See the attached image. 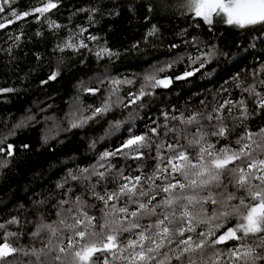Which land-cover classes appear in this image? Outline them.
<instances>
[{
  "label": "snow or ice",
  "instance_id": "obj_1",
  "mask_svg": "<svg viewBox=\"0 0 264 264\" xmlns=\"http://www.w3.org/2000/svg\"><path fill=\"white\" fill-rule=\"evenodd\" d=\"M0 30V76L68 97L0 118V264H264V0H0ZM77 133L84 153L11 190Z\"/></svg>",
  "mask_w": 264,
  "mask_h": 264
},
{
  "label": "trees",
  "instance_id": "obj_2",
  "mask_svg": "<svg viewBox=\"0 0 264 264\" xmlns=\"http://www.w3.org/2000/svg\"><path fill=\"white\" fill-rule=\"evenodd\" d=\"M30 2H33V0H18V3L21 5V10H23V7ZM175 26V24L172 25V27ZM16 27H25L29 33L31 32V27L27 25L18 23L17 25L13 26V30ZM32 27H34V25ZM225 35L229 40L233 39L229 33L225 32ZM5 39L6 33L0 30V45L3 44ZM121 39L123 38L121 37ZM164 58L165 52L163 50H158L154 53H150L146 59L149 62H152L153 60ZM125 65L128 72H140L143 68L147 67V64L143 61H137L133 58L126 60ZM212 67H216V65H213ZM123 70L124 68L121 69V71ZM222 77H226V73L223 69L219 71L218 75L214 77L211 83L208 80L201 79L199 74L196 77L190 78L191 83L177 82L174 86V91L169 93L165 99L171 100L173 103L183 104L184 101L189 99L191 95L198 93L205 88H213ZM38 84V80H32L26 84H21L20 81L14 76H0V87L13 86L21 88L19 97L10 96L8 103H0V118L7 117L9 113H12L13 119H15L21 115L25 108L31 107L33 110H35V103L45 100H47L48 103H52L54 107L57 105L61 106L62 108L65 107L64 101L68 98L65 94L67 82L52 84L47 88H39ZM48 97H52V99H48ZM61 97L63 99H61ZM88 102L91 103L92 101L89 100ZM126 115L127 113H124V116ZM120 118H123V116H120ZM102 132L103 126L98 127L96 134L99 135L102 134ZM38 134V130H30L25 132L20 137V140H31L33 144L36 145V147H39V145L36 144ZM82 135L83 133H77L71 138V141L68 142L67 146H57L52 152L41 150L40 152L32 153L29 157V163L24 165L21 169H18L17 174L13 176L11 190H15L17 186L23 188V186L28 182H32L34 185H40L44 183L48 176L55 171V167L59 165L60 161L66 159L67 155H70L77 150L80 153H84L87 143L86 141L80 139ZM16 142L19 143V140ZM9 191L10 189L7 186L0 187V195H4Z\"/></svg>",
  "mask_w": 264,
  "mask_h": 264
}]
</instances>
